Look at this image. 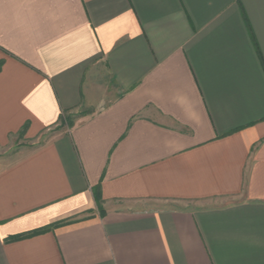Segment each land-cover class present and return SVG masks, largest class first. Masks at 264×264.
<instances>
[{
    "label": "crops",
    "instance_id": "1",
    "mask_svg": "<svg viewBox=\"0 0 264 264\" xmlns=\"http://www.w3.org/2000/svg\"><path fill=\"white\" fill-rule=\"evenodd\" d=\"M0 264H264V0H0Z\"/></svg>",
    "mask_w": 264,
    "mask_h": 264
},
{
    "label": "trees",
    "instance_id": "2",
    "mask_svg": "<svg viewBox=\"0 0 264 264\" xmlns=\"http://www.w3.org/2000/svg\"><path fill=\"white\" fill-rule=\"evenodd\" d=\"M99 199H100L99 195H98V194H96V200H99ZM49 228H50V227H49ZM49 228L45 229L44 231L48 230ZM44 231H41V232H43V233H44Z\"/></svg>",
    "mask_w": 264,
    "mask_h": 264
}]
</instances>
